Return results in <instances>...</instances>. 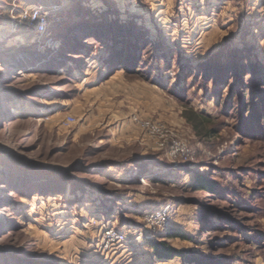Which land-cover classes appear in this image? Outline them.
<instances>
[{
    "label": "rangeland",
    "instance_id": "1",
    "mask_svg": "<svg viewBox=\"0 0 264 264\" xmlns=\"http://www.w3.org/2000/svg\"><path fill=\"white\" fill-rule=\"evenodd\" d=\"M263 70L264 0H0V264H264ZM143 100L187 154L144 152Z\"/></svg>",
    "mask_w": 264,
    "mask_h": 264
},
{
    "label": "built area",
    "instance_id": "2",
    "mask_svg": "<svg viewBox=\"0 0 264 264\" xmlns=\"http://www.w3.org/2000/svg\"><path fill=\"white\" fill-rule=\"evenodd\" d=\"M42 12V9L36 10L31 21L39 22L41 31H44L45 22L39 21L42 17ZM64 120L67 125H71L76 121V117L68 115ZM131 122L146 135V137L153 143L154 148L162 151L169 158H177L189 152L187 141L180 138L177 132L173 131L167 123L162 122L158 118L135 113L131 116ZM169 208V205L163 204V207L151 209L144 214V222L150 232H165L172 227L173 220L170 217ZM103 234L105 235L102 239V244H104L106 251L111 249L110 246L113 242L121 240V236L122 240L126 239V236L123 233H120V236L118 232H115V230L111 228L104 231ZM112 236H114L113 239H111Z\"/></svg>",
    "mask_w": 264,
    "mask_h": 264
},
{
    "label": "trees",
    "instance_id": "3",
    "mask_svg": "<svg viewBox=\"0 0 264 264\" xmlns=\"http://www.w3.org/2000/svg\"><path fill=\"white\" fill-rule=\"evenodd\" d=\"M113 31L114 30H112V32ZM120 32H121V34H123L122 31H120ZM127 58H129V57H127ZM123 64H125V68H126L125 70H126L127 74H130V75L135 74V73H132V71L137 73V69H138L137 59L133 63H131L130 59H128L127 61H123ZM134 66H136V69H132V67H134ZM259 78L260 79L262 78L261 82H264V70L261 73V75L259 76ZM263 86H264V84H263ZM184 116L193 125V128L197 134L203 135V131L208 130L207 123L211 122V118L207 117L206 115L195 111L193 108H188L184 112ZM211 132L212 131L210 130L209 133H211ZM141 163H142V165L146 166L147 161L142 160ZM195 184H197V186H199V187L203 185V188L209 189L213 183L209 181L207 176L201 175L197 179V182ZM178 232H180L179 229L171 228L166 232V234H168L166 236L173 237V236H177V235H184L183 233H178ZM148 243H149V246L154 251L155 256L160 258V259H171V258L176 256V253H177L176 249L166 240L160 241V239H158V238L149 239Z\"/></svg>",
    "mask_w": 264,
    "mask_h": 264
},
{
    "label": "crops",
    "instance_id": "4",
    "mask_svg": "<svg viewBox=\"0 0 264 264\" xmlns=\"http://www.w3.org/2000/svg\"><path fill=\"white\" fill-rule=\"evenodd\" d=\"M139 103H141V102H139ZM143 106H145V107H143ZM137 108H139V110H137ZM137 108L132 109V110H135V112H139L145 116L162 117V115H163L162 113L164 112L163 109L160 107H156L153 110L149 109L147 101L142 102L141 106L139 105ZM176 124H177L176 121H172V125L177 126ZM136 139H139V138L137 137ZM141 140L140 141H141V144L143 145L142 147H143L145 153L157 154L156 153L157 151L154 149L153 143L147 137H142ZM149 156H151V155H149Z\"/></svg>",
    "mask_w": 264,
    "mask_h": 264
},
{
    "label": "bare ground",
    "instance_id": "5",
    "mask_svg": "<svg viewBox=\"0 0 264 264\" xmlns=\"http://www.w3.org/2000/svg\"><path fill=\"white\" fill-rule=\"evenodd\" d=\"M114 230H116V229H114ZM124 243V242H123Z\"/></svg>",
    "mask_w": 264,
    "mask_h": 264
}]
</instances>
